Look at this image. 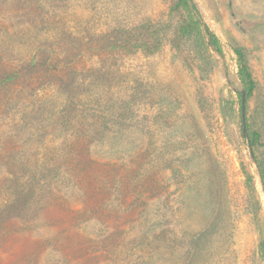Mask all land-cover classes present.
I'll return each instance as SVG.
<instances>
[{"label": "rangeland", "instance_id": "obj_1", "mask_svg": "<svg viewBox=\"0 0 264 264\" xmlns=\"http://www.w3.org/2000/svg\"><path fill=\"white\" fill-rule=\"evenodd\" d=\"M189 1L0 0V264H264V0Z\"/></svg>", "mask_w": 264, "mask_h": 264}, {"label": "trees", "instance_id": "obj_2", "mask_svg": "<svg viewBox=\"0 0 264 264\" xmlns=\"http://www.w3.org/2000/svg\"><path fill=\"white\" fill-rule=\"evenodd\" d=\"M177 4L180 7L186 9L189 13L198 16L199 13H198L195 5L191 4L189 0H178ZM208 42L211 46H213V48L216 50V52L220 53L218 43H217L215 37L211 33H208ZM234 53L237 56V58L239 59V61L242 63V54L240 53V51H234ZM239 70H240L239 73H240L241 80H243V82H244V76L247 79L248 89L245 93V96L249 97V94L253 88V83L250 80L249 74L246 73V71L242 65H240Z\"/></svg>", "mask_w": 264, "mask_h": 264}, {"label": "water", "instance_id": "obj_3", "mask_svg": "<svg viewBox=\"0 0 264 264\" xmlns=\"http://www.w3.org/2000/svg\"><path fill=\"white\" fill-rule=\"evenodd\" d=\"M245 101H246L245 93L241 92L240 109H241L242 120H244Z\"/></svg>", "mask_w": 264, "mask_h": 264}]
</instances>
